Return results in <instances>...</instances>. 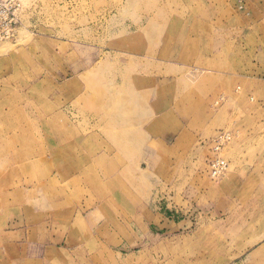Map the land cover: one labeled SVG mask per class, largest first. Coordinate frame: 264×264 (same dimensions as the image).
Masks as SVG:
<instances>
[{"label":"rangeland","instance_id":"1","mask_svg":"<svg viewBox=\"0 0 264 264\" xmlns=\"http://www.w3.org/2000/svg\"><path fill=\"white\" fill-rule=\"evenodd\" d=\"M22 3L0 44V264H181V232L191 263L205 216L240 259L264 234V0ZM218 130L245 161L213 180L197 145Z\"/></svg>","mask_w":264,"mask_h":264},{"label":"crops","instance_id":"2","mask_svg":"<svg viewBox=\"0 0 264 264\" xmlns=\"http://www.w3.org/2000/svg\"><path fill=\"white\" fill-rule=\"evenodd\" d=\"M213 136H214V134H212L209 138H212ZM202 142L203 141L198 142L197 146L199 149H202L207 153V157H206V170H207V160H208V158H210L212 156V153H211V151H209V148L207 146L202 144ZM233 146H234V144L232 143V146L230 148H233ZM227 147L225 148V150L227 149ZM228 150H229V148H228ZM259 157H261V155H259V156L256 155L254 159L259 160L260 159ZM233 160L236 163L238 161L242 162V161H245V156L243 153H240V154L235 153L234 154L233 152H231L230 158H228V160L226 159V161L228 163V168H227L226 172H228V170H229V163L232 162ZM247 170L249 173H251L252 171H253V173H255L254 169L248 168ZM258 206L260 209H264V207H262V201L259 203ZM159 216L164 218V221L166 224H169L171 226L180 225V228H183V227L189 228L188 220L183 219L180 221H175L172 217L170 218L169 216L163 217L161 214ZM145 217L147 218L148 221L150 220L149 215H147ZM206 220L208 222H210V224H212V217L205 216V217H202L200 219L199 227L197 229H199L200 226L203 225ZM259 222H262V216H260ZM256 225L257 224L254 223L251 226V229L253 226H256ZM210 227L211 226L207 227L208 231L205 233H201V232L199 233L198 231H200V230L197 231V229H196V232H195L196 236L197 237L200 236L203 239V245L201 246V248H200V246H198L197 257H196L195 261H192L191 263H189L187 261V258L185 260L183 259L184 251H185V253L186 252L188 253L187 248L183 247V242H184V240L188 239L189 235H188V233H184V232H181L178 235L179 240L181 241V245H180L181 264H264V234L259 236V237H257V236L253 237L258 242L255 243L254 245L250 246L249 249L245 252V254H243L240 259L236 260L235 258L232 257L233 255H231L230 253H226V254L224 252H222V254L219 253V251H221V248H220L219 243H217V240L218 239L220 240L221 235L218 232H216V230L210 231ZM251 233L252 232L250 230L249 234L251 235ZM251 238H249V239H251ZM200 250L202 253V257L199 255ZM222 256H223V258H222ZM220 260H223V262L221 263Z\"/></svg>","mask_w":264,"mask_h":264},{"label":"built area","instance_id":"3","mask_svg":"<svg viewBox=\"0 0 264 264\" xmlns=\"http://www.w3.org/2000/svg\"><path fill=\"white\" fill-rule=\"evenodd\" d=\"M25 23L22 0H0V44L15 42ZM230 141V132L218 130L212 138L202 142L212 153L207 160V173L213 180H217L227 171L228 163L221 154Z\"/></svg>","mask_w":264,"mask_h":264}]
</instances>
